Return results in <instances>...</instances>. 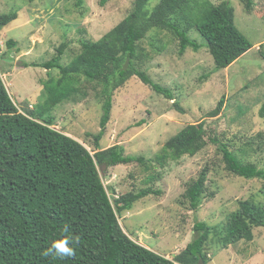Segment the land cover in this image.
<instances>
[{
    "label": "trees",
    "instance_id": "obj_1",
    "mask_svg": "<svg viewBox=\"0 0 264 264\" xmlns=\"http://www.w3.org/2000/svg\"><path fill=\"white\" fill-rule=\"evenodd\" d=\"M149 1L133 0L129 14L97 41L80 40L79 54L66 65L61 63L66 49L62 42L52 59L40 65L48 71L56 69L58 74L44 81L40 102L31 108H17L0 73V264H208L209 245L226 249L240 241L251 242L253 230L264 227V203L252 198L240 201L219 226L196 222L192 241L172 259L137 244L121 228L119 218L124 213L159 192L149 187L116 197L104 185L107 170L133 163L144 171L154 164L163 168L185 156H195L207 145V136L203 122L187 125L169 138L152 160L126 155L120 145L102 149L100 141L110 120L114 91L135 76L157 94L173 99L168 88L154 83L141 70L146 60L161 53L164 44L160 32L178 40L182 56L188 49L197 52L202 47L188 36L191 29L196 30L216 71L228 68L253 47L235 26L228 1L160 0L147 12ZM238 1L249 13L253 0ZM82 2L77 0V7ZM17 17L14 10L0 15V31ZM149 34L147 51L141 42ZM8 44L15 46L12 40ZM259 49L264 61V44ZM86 84L97 90L101 100L99 132L92 135L91 151L55 129L51 115L56 106L85 97ZM223 106L222 97L209 115L217 116ZM259 116L264 118V104ZM208 140L218 145L228 172L263 180L260 194L264 197V170L242 160L226 144ZM156 178L158 175L151 174L144 182ZM206 183L204 169L187 186L182 197L190 210L200 208ZM64 229L74 241L76 255L65 259L43 256L51 241L65 235Z\"/></svg>",
    "mask_w": 264,
    "mask_h": 264
},
{
    "label": "rangeland",
    "instance_id": "obj_2",
    "mask_svg": "<svg viewBox=\"0 0 264 264\" xmlns=\"http://www.w3.org/2000/svg\"><path fill=\"white\" fill-rule=\"evenodd\" d=\"M209 1H228L235 26L253 47L228 68L216 71L196 30L191 29L188 36L202 47L197 52L188 49L182 56L178 40L160 32L163 49L146 60L141 70L154 83L168 88L173 99L157 94L135 76L130 78L113 93L110 120L100 141L102 149L120 145L126 155L152 160L181 129L204 123L207 145L195 156H185L163 168L154 164L149 171L136 163L118 165L108 169L103 178L116 197L149 187L159 192L136 202L119 218V224L133 241L167 259L192 241L196 222L219 226L240 201L252 198L264 203L260 194L263 180L228 172L218 145L208 140L226 144L242 160L264 170V118L259 116L264 104V61L259 49L264 44V0H253L249 13L238 0ZM159 2L150 0L146 11L151 12ZM132 7L133 0H83L80 7L77 0H0V15L13 10L18 15L0 31L1 78L17 108H31L40 102L44 81L58 74L56 69L48 71L40 65L52 59L62 42L66 49L61 63L66 65L79 54L80 40L97 41ZM150 36L141 42L147 51ZM9 40L15 46L10 47ZM84 89L85 97L56 106L51 115L55 129L91 151L92 135L99 132L101 100L89 84ZM222 97L220 114L211 117L209 113ZM204 169L206 194L200 208L192 211L182 195ZM151 174L158 178L145 183ZM253 235L251 242L240 241L226 249L209 245L208 264H264V227L255 228Z\"/></svg>",
    "mask_w": 264,
    "mask_h": 264
},
{
    "label": "clouds",
    "instance_id": "obj_3",
    "mask_svg": "<svg viewBox=\"0 0 264 264\" xmlns=\"http://www.w3.org/2000/svg\"><path fill=\"white\" fill-rule=\"evenodd\" d=\"M64 232L65 235L61 236V238L50 242L49 246L43 250V256L65 259L76 255L75 248L72 246L74 243L72 237L67 234V229H64Z\"/></svg>",
    "mask_w": 264,
    "mask_h": 264
}]
</instances>
